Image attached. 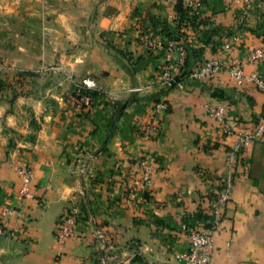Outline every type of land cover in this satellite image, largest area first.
<instances>
[{"label":"crops","instance_id":"1","mask_svg":"<svg viewBox=\"0 0 264 264\" xmlns=\"http://www.w3.org/2000/svg\"><path fill=\"white\" fill-rule=\"evenodd\" d=\"M176 4L0 0V79L8 84L0 90V220L4 208L14 210L3 221L19 231L0 238V264H183L190 240L182 225H205L229 175L231 201L211 264H264V138L234 154L237 136L223 133L202 108L223 103L236 131L252 130L264 118V93L237 88L226 71L190 78L195 67L221 57L231 39L225 63L237 58L264 77V63L249 60L264 45V0L244 19L229 0H206L187 37L169 19ZM137 33L190 50L173 85L157 78L169 60L166 49L140 58ZM124 54L127 64L117 60ZM85 78L96 81L100 94L90 112L73 100ZM138 86L151 88L131 93ZM162 100L170 106L163 132L147 140L140 128ZM141 158L155 164L151 187L135 167ZM23 162L36 180L34 198L22 201L15 164ZM74 206L80 220L60 250L56 228Z\"/></svg>","mask_w":264,"mask_h":264},{"label":"built area","instance_id":"2","mask_svg":"<svg viewBox=\"0 0 264 264\" xmlns=\"http://www.w3.org/2000/svg\"><path fill=\"white\" fill-rule=\"evenodd\" d=\"M230 4L236 8L240 14V18L244 19L255 5L256 0H229ZM184 7L194 15L203 13L204 0H184ZM176 13L169 15V19L174 21ZM137 38L141 43L143 52L140 56L147 53L154 55L161 49H166L169 54L168 63L161 66L157 78L161 86H171L174 84L181 68H185L187 62L191 59L190 50L186 45L178 43L176 40L166 41L164 39L152 38L143 33H137ZM233 39L228 40L221 47L222 56H229L232 50ZM217 57L209 61H205L201 65L195 67L190 73V78L195 80L209 79L218 76L226 71L231 82L239 89L245 85H252L260 92L264 93V77L258 71L249 72L245 65L237 58H231L225 63L223 58ZM136 58L135 60H137ZM249 60L253 65L264 63V45L250 51ZM2 68H0L1 70ZM151 87L138 86L131 89V93L140 94L150 90ZM98 90L95 80L85 78L78 85L75 93L79 96V111H89L93 108L95 98L92 92ZM149 92V91H148ZM207 116L213 120L219 129L227 136H237V141L232 147L234 154L241 149L251 146L257 141L264 138V118L252 130L236 131L232 125L227 122V106L223 103L206 102L202 105ZM170 106L166 101L156 102L148 119L140 128V136L147 140L158 138L163 132L162 119L169 111ZM135 167L140 173V181L145 187L153 185V176L156 172L155 164L148 159L141 158L136 161ZM15 169L20 178L19 199L34 198L33 187L36 180V174L33 167L28 163H17ZM234 180L232 176H228L223 182L221 189L213 201L210 215L202 228H190L189 224L184 223L182 230L186 232L190 240L189 250L182 255L183 264H211L212 256L215 251L216 236L223 223L225 212L231 201ZM14 210L4 208L1 212L2 220H0V238L16 237L18 230L7 227L4 219L13 216ZM81 209L79 206L72 207L68 213L58 223L55 232L57 246L63 250L66 243L73 237L75 227L80 220ZM96 234L102 237V233L97 230Z\"/></svg>","mask_w":264,"mask_h":264},{"label":"trees","instance_id":"3","mask_svg":"<svg viewBox=\"0 0 264 264\" xmlns=\"http://www.w3.org/2000/svg\"><path fill=\"white\" fill-rule=\"evenodd\" d=\"M183 1L184 0H177V4H176V6H175V13H176V18H175V20L174 21H172L173 22V24L175 25V27H176V30H177V34L180 36V37H187V34H186V28H188L189 26L191 27V28H193V27H197V26H199V24H200V21H201V17H202V14H200V15H194V14H192V13H190V11L189 10H187L185 7H184V5H183ZM204 1H206V0H204ZM169 21L166 19L165 21H164V25H167V23H168ZM144 34V33H143ZM139 43L140 45H141V43L139 42V40H138V38L136 37V43ZM119 52V54H122L120 51H118ZM126 55L127 54H124V55H121L122 57H125L126 58ZM147 56L148 55H152V54H149V53H147L146 54ZM129 58V57H128ZM141 58V57H140ZM128 60V59H127ZM130 60L131 59H129V62H130ZM141 60V59H140ZM140 60L138 59L137 61H135L136 63H131V67L133 66V68H134V66L135 65H137L139 62H140ZM122 64V63H121ZM123 65V64H122ZM187 65H188V62H187ZM186 65V66H187ZM130 67V66H129ZM130 67V68H131ZM3 88H4V84H3V81L0 79V90L2 89L3 90ZM91 95L94 97V98H96V97H98V95H100L99 94V92H92L91 93ZM74 103H76L75 104V106H77L78 105V102H79V96L78 95H76V93H74ZM122 107H123V104L119 107V111L118 112H120L121 110H122ZM91 110H87V111H81V112H90ZM189 227L191 228V226L189 225Z\"/></svg>","mask_w":264,"mask_h":264},{"label":"rangeland","instance_id":"4","mask_svg":"<svg viewBox=\"0 0 264 264\" xmlns=\"http://www.w3.org/2000/svg\"><path fill=\"white\" fill-rule=\"evenodd\" d=\"M123 58L125 59V57H117V60L118 61H121L122 63H125V64H127V62H125V61H123ZM126 60V59H125ZM51 71V70H50ZM36 75H37V73H36ZM3 84H4V82H3ZM8 84H4V87H6ZM73 100H74V97H73ZM76 104V103H75ZM76 107V106H75Z\"/></svg>","mask_w":264,"mask_h":264},{"label":"water","instance_id":"5","mask_svg":"<svg viewBox=\"0 0 264 264\" xmlns=\"http://www.w3.org/2000/svg\"><path fill=\"white\" fill-rule=\"evenodd\" d=\"M129 105V102L125 103L122 107V110H125L127 108V106Z\"/></svg>","mask_w":264,"mask_h":264}]
</instances>
